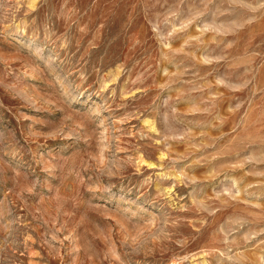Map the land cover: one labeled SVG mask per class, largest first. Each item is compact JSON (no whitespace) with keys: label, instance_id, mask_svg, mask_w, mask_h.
<instances>
[{"label":"rangeland","instance_id":"obj_1","mask_svg":"<svg viewBox=\"0 0 264 264\" xmlns=\"http://www.w3.org/2000/svg\"><path fill=\"white\" fill-rule=\"evenodd\" d=\"M0 264H264V0H0Z\"/></svg>","mask_w":264,"mask_h":264}]
</instances>
